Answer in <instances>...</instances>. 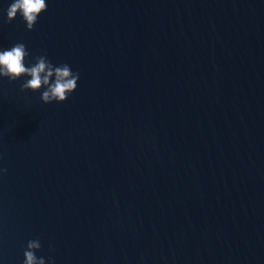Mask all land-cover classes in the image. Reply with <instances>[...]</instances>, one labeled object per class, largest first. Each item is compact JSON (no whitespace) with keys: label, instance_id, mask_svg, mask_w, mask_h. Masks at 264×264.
I'll use <instances>...</instances> for the list:
<instances>
[{"label":"water","instance_id":"95a60500","mask_svg":"<svg viewBox=\"0 0 264 264\" xmlns=\"http://www.w3.org/2000/svg\"><path fill=\"white\" fill-rule=\"evenodd\" d=\"M12 2L0 49L79 80L0 77V264H264V0Z\"/></svg>","mask_w":264,"mask_h":264},{"label":"clouds","instance_id":"9594fccd","mask_svg":"<svg viewBox=\"0 0 264 264\" xmlns=\"http://www.w3.org/2000/svg\"><path fill=\"white\" fill-rule=\"evenodd\" d=\"M47 7L46 0H13L7 9L5 23H11L19 15L27 30L31 31L38 17L47 11ZM29 56L24 43L0 49V77H6L9 81L29 77L20 85L21 91L37 92L43 88L40 99L45 104L66 101L78 86L79 73L73 72L68 64L54 65L45 55L35 57V63L26 66L25 61ZM6 171L7 169H0V172ZM41 248L39 239L29 240L23 252V264H45V259L36 255ZM49 261L51 262V257Z\"/></svg>","mask_w":264,"mask_h":264}]
</instances>
